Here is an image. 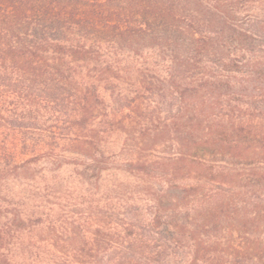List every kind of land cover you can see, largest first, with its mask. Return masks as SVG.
<instances>
[{"label":"trees","instance_id":"obj_1","mask_svg":"<svg viewBox=\"0 0 264 264\" xmlns=\"http://www.w3.org/2000/svg\"><path fill=\"white\" fill-rule=\"evenodd\" d=\"M153 56L172 115L137 135L118 118L126 97L104 94L130 58ZM40 110L72 127L38 129ZM118 131L138 154L133 182L93 196L85 222L126 235L76 264H264V0H0L1 171L28 178L47 160L99 179Z\"/></svg>","mask_w":264,"mask_h":264},{"label":"rangeland","instance_id":"obj_2","mask_svg":"<svg viewBox=\"0 0 264 264\" xmlns=\"http://www.w3.org/2000/svg\"><path fill=\"white\" fill-rule=\"evenodd\" d=\"M144 61V57L130 58L123 64L121 78L115 81L114 93L109 90L104 94L109 102L112 101L110 94L120 92L126 97L125 104L130 109L119 112L118 118L123 120L128 131L137 135L144 129L157 128L172 115L157 95L164 87L154 82L166 78V66L157 56ZM71 122L70 118L40 110L37 128L68 130ZM127 136L118 131L108 143L100 145L105 161L101 160L97 166L107 169L100 172L99 179L96 176L89 180L83 178L80 172L85 165L55 168L47 160L32 164L28 178L5 174L1 170L9 166L0 167V264H76V259L90 255L91 245L101 237L108 247L110 244L119 247L123 242L121 238L126 235L124 230L111 224L110 228L102 230L103 235L96 236V226L85 221L90 217L88 204L93 196L98 198L106 190H118L120 184L133 182L125 169L129 160L138 154L131 149L133 143ZM169 153H172L169 145L157 146L147 152L146 158L157 161L167 158ZM60 154L63 158L81 161V157L73 153ZM119 256L112 252L100 255L115 260Z\"/></svg>","mask_w":264,"mask_h":264}]
</instances>
